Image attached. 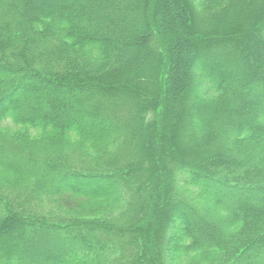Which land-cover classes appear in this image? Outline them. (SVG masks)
Masks as SVG:
<instances>
[{
	"label": "trees",
	"instance_id": "16d2710c",
	"mask_svg": "<svg viewBox=\"0 0 264 264\" xmlns=\"http://www.w3.org/2000/svg\"><path fill=\"white\" fill-rule=\"evenodd\" d=\"M260 258L264 0H0V264Z\"/></svg>",
	"mask_w": 264,
	"mask_h": 264
},
{
	"label": "rangeland",
	"instance_id": "374dc122",
	"mask_svg": "<svg viewBox=\"0 0 264 264\" xmlns=\"http://www.w3.org/2000/svg\"><path fill=\"white\" fill-rule=\"evenodd\" d=\"M209 11L210 10H208V8L207 7H203V8H198V12H201V13H203V15L204 16H206V14H208V15H210V14H212V13H209ZM207 15V16H208ZM230 77H232V76H230ZM230 77H228L227 79H226V82H227V84L229 83L230 84V87H231V89H232V91H230V94H229V96H228V100H227V102H229V104H237L238 102H240V101H244V100H246V99H248L249 97H252L253 95L251 94V93H249L248 91H246V90H243V89H241L239 86H238V84H235V82H233V83H231L230 82ZM66 98V97H65ZM38 107H39V110L41 111L42 109H43V106L45 105L42 101H40L38 104ZM79 112H81V110H79ZM255 112V113H254ZM263 111L262 110H258V109H255L254 108V110H253V114H255V116L254 115H252V116H254V118L255 119H257V121H261L262 120V118H263V113H262ZM57 114L59 115V117H61V118H68V119H70V120H73V121H75V122H77V123H79V124H83V125H87L88 124V122H87V120L85 119V118H83V117H81V116H77V115H75L74 113H73V108H72V106H65V107H59L58 108V110H57ZM238 122L239 121H241V120H237ZM179 143H180V146H181V148L182 147H184V146H186V143L184 142V140L183 139H179ZM190 148H192V147H190ZM189 148V149H190ZM48 176V175H47ZM108 184V183H107ZM57 214H58V216H60V215H69V214H71V212H69V211H57L56 212ZM78 215L77 213H73V215ZM78 216H80V215H78ZM56 218V217H55ZM214 221V220H213ZM214 223V222H213ZM198 227L201 229V228H204V227H207V225L206 226H199L198 225ZM261 259V263H258V264H263L262 262V260H263V258H260Z\"/></svg>",
	"mask_w": 264,
	"mask_h": 264
}]
</instances>
